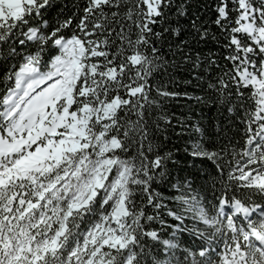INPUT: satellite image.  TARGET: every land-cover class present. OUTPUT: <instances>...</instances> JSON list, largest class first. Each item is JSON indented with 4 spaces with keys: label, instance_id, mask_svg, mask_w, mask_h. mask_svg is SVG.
Returning a JSON list of instances; mask_svg holds the SVG:
<instances>
[{
    "label": "snow or ice",
    "instance_id": "6c2138e0",
    "mask_svg": "<svg viewBox=\"0 0 264 264\" xmlns=\"http://www.w3.org/2000/svg\"><path fill=\"white\" fill-rule=\"evenodd\" d=\"M0 264H264V0H0Z\"/></svg>",
    "mask_w": 264,
    "mask_h": 264
}]
</instances>
